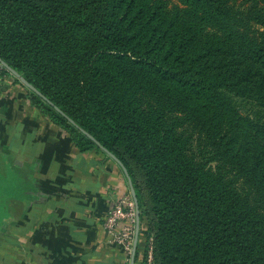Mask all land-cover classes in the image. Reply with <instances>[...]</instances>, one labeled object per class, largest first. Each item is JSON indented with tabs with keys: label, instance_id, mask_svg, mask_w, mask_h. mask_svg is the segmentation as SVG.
I'll list each match as a JSON object with an SVG mask.
<instances>
[{
	"label": "trees",
	"instance_id": "trees-1",
	"mask_svg": "<svg viewBox=\"0 0 264 264\" xmlns=\"http://www.w3.org/2000/svg\"><path fill=\"white\" fill-rule=\"evenodd\" d=\"M0 57L124 164L153 264H264V0H0Z\"/></svg>",
	"mask_w": 264,
	"mask_h": 264
},
{
	"label": "crops",
	"instance_id": "crops-1",
	"mask_svg": "<svg viewBox=\"0 0 264 264\" xmlns=\"http://www.w3.org/2000/svg\"><path fill=\"white\" fill-rule=\"evenodd\" d=\"M12 72L0 77V264H132L103 223L131 191L108 154L81 151L33 104ZM142 216L134 264H146Z\"/></svg>",
	"mask_w": 264,
	"mask_h": 264
},
{
	"label": "built area",
	"instance_id": "built-area-1",
	"mask_svg": "<svg viewBox=\"0 0 264 264\" xmlns=\"http://www.w3.org/2000/svg\"><path fill=\"white\" fill-rule=\"evenodd\" d=\"M8 72L0 60V77ZM142 218L141 209L131 191L114 200L107 211L103 226L105 231L117 245L131 256L133 253L138 225ZM146 264H153L152 237L147 238Z\"/></svg>",
	"mask_w": 264,
	"mask_h": 264
},
{
	"label": "water",
	"instance_id": "water-1",
	"mask_svg": "<svg viewBox=\"0 0 264 264\" xmlns=\"http://www.w3.org/2000/svg\"><path fill=\"white\" fill-rule=\"evenodd\" d=\"M1 62L5 65V67L7 68L8 71L12 72L15 76H17L29 89L37 91L36 88L29 83V81H27L20 73H18L17 71H15L13 68H11L1 57H0ZM89 137H91L92 139H94V137L88 133H86ZM98 145H100L101 149L103 151H105L110 157H112L123 169V171L125 172L128 181H129V185L131 187V192L135 198V201L137 203L138 209H139V201L137 198V193L135 191V188L133 186V182L132 179L126 169V167L124 166V164L112 153L110 152L108 149H106L103 145H101L99 142H97ZM139 232H140V225H138L137 228V234H136V241H135V245H134V249H133V253L131 255L132 257V264H134L135 258H136V252H137V241H138V237H139Z\"/></svg>",
	"mask_w": 264,
	"mask_h": 264
},
{
	"label": "rangeland",
	"instance_id": "rangeland-1",
	"mask_svg": "<svg viewBox=\"0 0 264 264\" xmlns=\"http://www.w3.org/2000/svg\"><path fill=\"white\" fill-rule=\"evenodd\" d=\"M169 3H170V5L173 3H176V0H169ZM250 27H251V30L254 32L262 30V27L254 21H251Z\"/></svg>",
	"mask_w": 264,
	"mask_h": 264
}]
</instances>
